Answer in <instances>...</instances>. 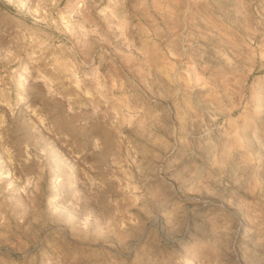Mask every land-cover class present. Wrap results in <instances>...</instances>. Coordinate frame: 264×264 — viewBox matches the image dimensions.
Returning <instances> with one entry per match:
<instances>
[{"label":"rangeland","instance_id":"374dc122","mask_svg":"<svg viewBox=\"0 0 264 264\" xmlns=\"http://www.w3.org/2000/svg\"><path fill=\"white\" fill-rule=\"evenodd\" d=\"M0 264H264V0H0Z\"/></svg>","mask_w":264,"mask_h":264}]
</instances>
